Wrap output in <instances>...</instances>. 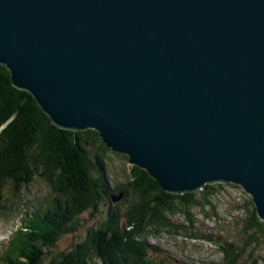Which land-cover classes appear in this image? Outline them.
<instances>
[{
    "label": "water",
    "instance_id": "95a60500",
    "mask_svg": "<svg viewBox=\"0 0 264 264\" xmlns=\"http://www.w3.org/2000/svg\"><path fill=\"white\" fill-rule=\"evenodd\" d=\"M0 63L165 191L238 184L264 221V0H0Z\"/></svg>",
    "mask_w": 264,
    "mask_h": 264
},
{
    "label": "trees",
    "instance_id": "16d2710c",
    "mask_svg": "<svg viewBox=\"0 0 264 264\" xmlns=\"http://www.w3.org/2000/svg\"><path fill=\"white\" fill-rule=\"evenodd\" d=\"M96 144L92 154L89 147ZM109 150L94 129L73 131L54 124L31 93L13 84L10 70L0 63V208L20 200L23 189L37 176L52 193L48 205L31 212L13 235L8 264H167L148 253L154 250L148 238L174 232L214 242L213 234L197 231L192 209L213 205L227 184H208L198 192L175 194L165 191L149 172L133 166L131 179L113 187L104 164ZM125 158L129 160V156ZM117 192L125 199L134 197L135 202L125 212L111 204L110 215L99 228L91 229L84 241L46 263L62 237L79 230L82 213L99 211L101 202L107 196H118ZM176 216L189 222V228L175 223L172 218ZM240 221L239 244L217 243L222 264H257L253 251L264 242V221L255 206Z\"/></svg>",
    "mask_w": 264,
    "mask_h": 264
},
{
    "label": "rangeland",
    "instance_id": "374dc122",
    "mask_svg": "<svg viewBox=\"0 0 264 264\" xmlns=\"http://www.w3.org/2000/svg\"><path fill=\"white\" fill-rule=\"evenodd\" d=\"M89 149L92 154H95L97 144L90 146ZM125 157L127 156L113 150H109L104 156L106 174L113 187L123 186L131 179L133 165ZM231 184L233 183L227 184L219 196L213 199V205L202 209H192L196 216L195 228L199 232L206 231L213 234L214 242L196 241L185 235L163 232L159 237L147 239L149 246L154 247V250H148L151 257L155 260L163 259L167 264H222L223 256L217 243L228 240L239 244L240 220L247 216L252 206H255L250 193L246 192L241 185L235 184L236 187ZM119 194L117 192L115 195ZM124 197L113 203L114 200L107 196L101 202L99 211L82 213L79 218V230L74 234L62 237L56 247L51 250L46 263L49 262L48 259H52L64 251H69L84 241L91 229L99 228L109 217L111 204L117 206L121 212H125L135 202V198L129 196L125 199ZM51 199L52 193L49 186L37 176L32 184L23 189L20 200H11L6 203L5 207L0 208V264H8L9 258L4 257V254L13 232L17 231L18 227H23L24 220L31 212L48 205ZM1 201L5 202V199L1 197ZM209 217L210 219H208ZM172 220L175 223H183L184 226L190 224L180 216H176ZM188 228L187 230H189ZM253 253L257 264H264V242L256 247ZM246 256H249V253ZM242 264L253 263L243 261Z\"/></svg>",
    "mask_w": 264,
    "mask_h": 264
},
{
    "label": "bare ground",
    "instance_id": "6f19581e",
    "mask_svg": "<svg viewBox=\"0 0 264 264\" xmlns=\"http://www.w3.org/2000/svg\"><path fill=\"white\" fill-rule=\"evenodd\" d=\"M11 72V71H10ZM13 81V80H12ZM14 84V83H13ZM18 88V87H17ZM18 89H21V88H18ZM21 90H24V89H21ZM26 91V90H25ZM30 93V92H29ZM36 100V99H35ZM42 109V108H41ZM25 222V221H24ZM28 231V230H27ZM15 241V240H14Z\"/></svg>",
    "mask_w": 264,
    "mask_h": 264
}]
</instances>
